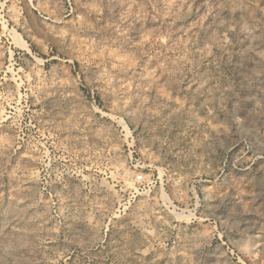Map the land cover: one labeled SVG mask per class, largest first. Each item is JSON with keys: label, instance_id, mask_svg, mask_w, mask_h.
Here are the masks:
<instances>
[{"label": "rangeland", "instance_id": "rangeland-1", "mask_svg": "<svg viewBox=\"0 0 264 264\" xmlns=\"http://www.w3.org/2000/svg\"><path fill=\"white\" fill-rule=\"evenodd\" d=\"M0 264H264V0H0Z\"/></svg>", "mask_w": 264, "mask_h": 264}]
</instances>
